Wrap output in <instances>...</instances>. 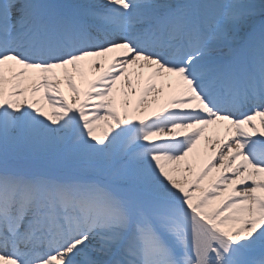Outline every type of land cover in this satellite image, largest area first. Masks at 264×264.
Masks as SVG:
<instances>
[{"label": "snow or ice", "instance_id": "6c2138e0", "mask_svg": "<svg viewBox=\"0 0 264 264\" xmlns=\"http://www.w3.org/2000/svg\"><path fill=\"white\" fill-rule=\"evenodd\" d=\"M257 118L264 0H0V264H264Z\"/></svg>", "mask_w": 264, "mask_h": 264}, {"label": "bare ground", "instance_id": "6f19581e", "mask_svg": "<svg viewBox=\"0 0 264 264\" xmlns=\"http://www.w3.org/2000/svg\"><path fill=\"white\" fill-rule=\"evenodd\" d=\"M105 63H107V62H105ZM58 75H60L61 78H62V74L58 73ZM97 75H99V73L96 72L95 70H88L87 71V77H90L91 79H93ZM27 83H30V81H28ZM77 83L81 84L82 87L84 86V81H82L80 77H77ZM64 91H65V94L67 96H70V93L68 92L66 86H64ZM126 91H127V89H123L122 90L121 84H120V82H118L117 90L113 94L114 97H115V101L117 103V106L122 112H123V103H124L125 100L129 101L128 108L131 111L133 108L136 107L137 101L139 99V93H137L135 95H133L131 93L125 95ZM150 99H151V97H149V100ZM254 123L256 124L255 134L258 135L259 134V126L261 127V125H260V122L257 121V120H255ZM219 127L223 131L224 137L226 135H231L234 132V130H233V132H228L226 125L221 124V125H219ZM206 136H208V137H210L212 139L211 134L206 133ZM208 141L209 140H202L201 142H208Z\"/></svg>", "mask_w": 264, "mask_h": 264}]
</instances>
